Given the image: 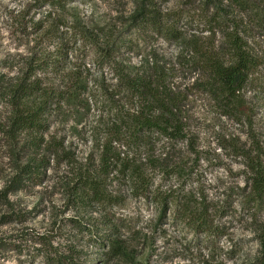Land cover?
<instances>
[{
	"label": "rangeland",
	"instance_id": "rangeland-1",
	"mask_svg": "<svg viewBox=\"0 0 264 264\" xmlns=\"http://www.w3.org/2000/svg\"><path fill=\"white\" fill-rule=\"evenodd\" d=\"M143 1L49 0L40 7L39 0H0V264H263L264 202L249 200L247 160L258 158L264 169V0H153L187 39L215 44L221 53L228 36L238 33L262 62L243 91L242 112L211 97L202 87L203 74L178 66L187 43L136 27ZM54 21L89 28L119 24L135 44L131 61L151 58L178 70L173 74L186 95V138H160L153 145L156 198L134 197L115 175L105 183L113 197L109 205L82 194L79 175L101 169L103 131L97 129L112 123L115 112L104 99L76 91L80 85L73 86L72 75L86 68L90 72L81 79L87 86L100 76L108 85L117 82L89 58L81 59V69L68 66L55 52ZM35 80L53 96L46 127L37 135L13 129L12 96ZM116 100L128 102L124 94ZM43 137L48 144L41 148L36 139ZM55 148L65 151L56 156ZM176 196L181 207L170 201ZM186 207L197 218L203 215L213 227L210 235L198 231L196 219L185 218ZM114 219L129 250L120 259L109 244Z\"/></svg>",
	"mask_w": 264,
	"mask_h": 264
},
{
	"label": "trees",
	"instance_id": "trees-1",
	"mask_svg": "<svg viewBox=\"0 0 264 264\" xmlns=\"http://www.w3.org/2000/svg\"><path fill=\"white\" fill-rule=\"evenodd\" d=\"M145 1L137 8L134 17L136 27L152 29L172 43H187L190 49L178 66L203 74L202 87L207 89L211 97L222 101L226 107L237 108L242 112L245 106L243 91L251 75L260 68L262 62L248 52L247 44L240 35L230 34L226 52H217L215 44L210 48L195 39L184 37L170 21L168 13L156 8L153 0ZM39 3L40 7H44L49 4V0H39ZM54 22L53 36L55 41H59L55 42V52L67 61L68 66L79 67V63L82 64L81 59L84 63L89 58L87 61L97 63L101 71L107 69L111 72L117 82L115 85H108L104 77L100 76L99 80H93L92 87L87 86L88 81L81 79L86 72H90V69L85 68L86 64H83L85 72L72 75L73 86L75 82L80 85V88L75 87L76 91L85 90L84 93L90 98L104 99L110 105V110L115 112L112 123L102 124V128L99 126L97 129L100 133L103 131L99 134L101 169L98 174L97 171H90L79 175L80 188L86 190L82 194L89 202L109 205L113 197L108 194L105 183L107 178L115 175L116 181H120V176L125 180L134 197L147 200L154 194L156 198L153 191L156 187L155 174L150 169L157 166L159 161L152 156L153 145L160 138L172 142L186 138L187 120L182 111L186 95L174 81L177 78H174L173 74L178 70L151 58L140 60L139 63L131 61L127 56L134 51L135 44L125 38L124 28L119 24L89 28L79 21H70L69 24L66 21L62 24ZM78 47L81 48L80 52H77ZM86 49L90 50L85 53ZM73 51H76L75 55ZM51 64L57 67L59 58ZM25 83L21 85V95L18 91L12 96L16 106L13 129L20 132L29 130L37 135L46 127L44 116L53 96L50 97V89L42 90V84L38 80L30 84ZM41 91L42 99L38 97L36 101H31L32 97ZM64 94L65 92H60V96ZM120 94L127 96L128 102L123 105L121 100H116ZM47 144L44 137L41 140L36 139L38 147L42 148ZM60 150L61 148H55L54 155L59 156L65 151ZM257 159L249 157L247 160V168L251 174L247 185L250 189L249 200L260 204L264 202V169ZM170 201L172 205L181 207L179 196L172 197ZM187 208L183 210L185 218L196 219L199 223L198 231L210 235L213 227L208 225L209 222L201 213H198L200 219L197 218L196 212L193 213ZM109 224L114 226L109 239L111 255L118 259L126 257L129 250L122 238L123 232L119 230L115 219Z\"/></svg>",
	"mask_w": 264,
	"mask_h": 264
}]
</instances>
